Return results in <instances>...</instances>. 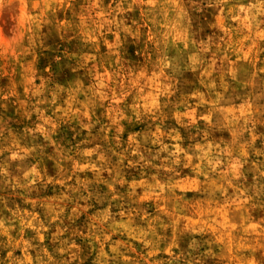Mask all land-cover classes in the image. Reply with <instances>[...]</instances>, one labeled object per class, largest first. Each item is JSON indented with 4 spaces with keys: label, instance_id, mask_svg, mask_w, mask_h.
I'll list each match as a JSON object with an SVG mask.
<instances>
[{
    "label": "clouds",
    "instance_id": "clouds-1",
    "mask_svg": "<svg viewBox=\"0 0 264 264\" xmlns=\"http://www.w3.org/2000/svg\"><path fill=\"white\" fill-rule=\"evenodd\" d=\"M262 54L264 0H0V264H264Z\"/></svg>",
    "mask_w": 264,
    "mask_h": 264
},
{
    "label": "rangeland",
    "instance_id": "rangeland-1",
    "mask_svg": "<svg viewBox=\"0 0 264 264\" xmlns=\"http://www.w3.org/2000/svg\"><path fill=\"white\" fill-rule=\"evenodd\" d=\"M106 3H107V0H106ZM209 22L215 23V10L209 9L206 13H203V14L197 13L191 9L188 10L187 23L190 25L189 33H191V31L193 30L204 28V32L201 33L202 35H204L205 37L212 35L214 30L207 27V24ZM42 31L47 32V28H43ZM76 43L77 42L75 40H72L71 42H69L67 39L61 40L59 35L53 33L51 36H49L46 39L44 49L42 51L37 52V57H36L37 64L35 65L37 71H42L44 69H47L48 72L56 73L58 80L62 81L64 79H71L74 73L72 72L70 67L64 66L66 63H68V61L62 60L61 64L58 65L55 63L54 57L58 54H62L65 49H68L69 52H73L75 50ZM244 44H245V47L239 53V55L233 56L231 58L234 62L243 63V61L240 60V56L242 55H248L249 57L251 56V52L248 51V42L245 41ZM58 49L59 51H57ZM134 52H135V46L128 45L127 46L128 55L134 56ZM71 63L74 65L75 61L73 60L71 61ZM82 71L83 70H81V72ZM190 76H191V73H189V77ZM3 82L5 85H7L8 83L7 77L4 78ZM37 83H39V81H37ZM14 112H15L14 109H9L8 115H14ZM139 127L140 126H137L135 130L138 131ZM71 135H72L71 132L67 129L66 126L62 127V131L59 133V136L61 139H64V138L70 139ZM46 166L48 167L50 174H52V171H53L52 162L51 161L47 162ZM51 193H52V190L50 189L49 194ZM249 212L252 218V222L249 225V227L257 228V229L259 227H262V225H260L258 221L261 218H264V210L257 208L255 210H249ZM208 214L210 215L211 212L209 211ZM81 219L83 220V217ZM193 219H195L197 223H200L199 218L194 217ZM224 219L228 222H231V213L230 212L227 213L224 216Z\"/></svg>",
    "mask_w": 264,
    "mask_h": 264
}]
</instances>
